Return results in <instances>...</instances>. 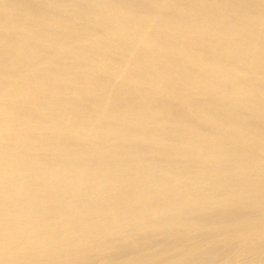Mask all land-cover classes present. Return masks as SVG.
<instances>
[{"label":"bare ground","instance_id":"1","mask_svg":"<svg viewBox=\"0 0 264 264\" xmlns=\"http://www.w3.org/2000/svg\"><path fill=\"white\" fill-rule=\"evenodd\" d=\"M0 264H264V0H0Z\"/></svg>","mask_w":264,"mask_h":264}]
</instances>
